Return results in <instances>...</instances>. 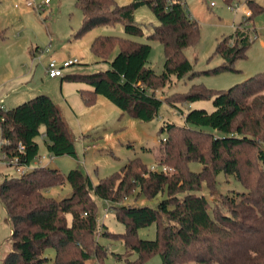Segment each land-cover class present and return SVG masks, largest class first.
<instances>
[{
	"label": "trees",
	"instance_id": "16d2710c",
	"mask_svg": "<svg viewBox=\"0 0 264 264\" xmlns=\"http://www.w3.org/2000/svg\"><path fill=\"white\" fill-rule=\"evenodd\" d=\"M145 3L159 21L149 38L164 46L162 73L147 65L150 43L98 35L91 46L97 56L108 60L119 48L110 67L94 73L65 74L62 80H80L92 86L81 90L88 105L104 95L143 121L158 117L163 102L180 108L211 99L213 110L193 108L184 114V125L165 122L161 127L168 131V137L163 139L164 156L159 165L166 164L171 170H151L137 157L94 183L79 168L65 174L35 164L40 151L38 138L53 156H77L71 129L51 95L38 94L16 106L0 107L1 152L18 172L6 175L0 186L12 242L4 264H45L49 247L55 250L54 264H87L93 258L101 263L107 248L97 237L105 224L99 222L94 196L113 204L116 219L125 225L123 233H103L124 240L127 252L120 258H126L128 264H142L157 253L163 264H264V71L228 89L197 83L187 92L158 97L157 90L167 86L173 74L184 79L199 72L185 54V49L199 40V22L187 4L180 2L169 8L166 0H133L126 5L115 0H77L83 22L76 36L94 26L119 22L127 32L142 35L134 13ZM248 3L251 15L218 42L216 53L227 62L205 73L233 70L234 62L246 57L252 37L250 26L245 24L264 10L254 0ZM3 38L0 29V40ZM191 162L201 163L202 169L192 170ZM19 168L25 169L21 173ZM222 172L233 176L244 190L224 194L213 205L203 189L215 194ZM66 182L73 189L70 196L57 199L48 195L52 187ZM137 188L149 199L159 194L164 198L157 207L123 204ZM152 224L156 225V237L141 238L139 229ZM131 253L137 254L133 260Z\"/></svg>",
	"mask_w": 264,
	"mask_h": 264
},
{
	"label": "rangeland",
	"instance_id": "374dc122",
	"mask_svg": "<svg viewBox=\"0 0 264 264\" xmlns=\"http://www.w3.org/2000/svg\"><path fill=\"white\" fill-rule=\"evenodd\" d=\"M115 1L117 4L126 5L133 0ZM254 1L264 6V0ZM16 3L20 6L16 7ZM231 5L237 7L232 8ZM187 6L199 22L200 37L195 44L185 49V54L193 64L194 70L199 72L184 79H179L173 74L171 82L157 90L158 97L165 98L172 93L187 92L197 83L214 89H228L264 71V10L255 14L249 24H245L247 27L250 26L252 37L246 57L237 59L233 64V70L209 74L204 71L227 62L222 55L216 53L218 42L233 34L238 24L247 16L246 12L251 9L248 0H232L231 4L225 0H187ZM134 16L137 24L143 29L142 35L127 32L125 26L119 22L113 25L94 26L83 35L76 36L83 22V13L77 5V0H50L45 9L40 11L27 7L24 0H0V29L4 32V38L0 40V106L10 108L38 94H49L59 104L73 134L76 157L53 156L42 139L38 138L40 142L38 158L42 159L43 164L57 168L65 174L71 169L79 168L88 174L94 183L120 170L133 158L140 157L151 168L152 165H159L164 156L163 139L168 137V131H162L161 127L165 122L184 125V114L188 110L193 108L213 110L211 99L186 103L180 108L163 102L158 117L151 121H143L124 112L104 95H99L96 103L88 105L81 90L90 89L92 86L84 81L68 79L61 84V77L54 80L46 73L45 68L51 58L58 62L66 59L77 60L64 69V74L94 73L108 69L119 48L113 50L108 60L97 56L91 46L98 35H118L150 43L152 49L147 65L156 73H162L165 62L164 46L159 40L149 38L154 27L159 24L158 18L147 3L138 7ZM89 146L91 148L87 149ZM44 156L48 158H43ZM190 166L194 171L202 169L199 162H191ZM160 167L172 169L166 164ZM17 173L16 168L8 164L1 152L0 128V186L6 175L12 176ZM217 179L215 194H211L207 187L203 189L213 205L215 201L221 200L224 194L244 190L233 176L222 172ZM72 191L71 184L66 182L62 186L52 187L48 195L62 199L70 196ZM94 198L98 204L99 222L105 224L97 240L107 248V255L101 263L93 258L87 264H128L126 258H120L127 252L124 240L103 233L104 230L112 234L123 233L125 225L116 219L111 209L113 204L110 203L109 212L106 213V201L96 196ZM163 198L164 195L159 194L149 199L140 193V188H137L122 203L157 207ZM138 234L143 239H154L156 225L140 228ZM10 235L7 210L0 198V264H4L5 255L12 247ZM45 255L49 257L45 264H54L55 250L52 247L46 249ZM129 257L133 260L137 254L131 253ZM142 264L163 262L157 253Z\"/></svg>",
	"mask_w": 264,
	"mask_h": 264
},
{
	"label": "built area",
	"instance_id": "2783aa9c",
	"mask_svg": "<svg viewBox=\"0 0 264 264\" xmlns=\"http://www.w3.org/2000/svg\"><path fill=\"white\" fill-rule=\"evenodd\" d=\"M25 1V5L29 8H33V9H36V10H43L45 9V6L48 5V3L50 2V0H41V1H38V0H24ZM154 1V0H153ZM175 2H180L182 4H187V0H166V5L167 7L170 8V6L175 3ZM16 7H19L20 4L19 3H16L15 4ZM232 8H236L237 6H233L231 5ZM247 16H250L251 15V10H248L246 12ZM244 17V19L246 18ZM246 24H249V22H247ZM77 60H72V59H66L64 60L63 62H58L55 58H51L46 66V73L54 78V77H62L64 76V69L70 65H72L73 63H75ZM0 107H3V105H1ZM91 148L90 146L87 148L89 149ZM43 158H48L46 156H44ZM53 159V158H51ZM35 164L37 165H43V161L42 159L40 158H36L35 160ZM25 168H19L18 171L19 172H23ZM151 170H166L167 168L166 167H160V165H152ZM107 204V207L105 208L106 210V213L109 212V206H110V202H106Z\"/></svg>",
	"mask_w": 264,
	"mask_h": 264
},
{
	"label": "crops",
	"instance_id": "0c3cea01",
	"mask_svg": "<svg viewBox=\"0 0 264 264\" xmlns=\"http://www.w3.org/2000/svg\"><path fill=\"white\" fill-rule=\"evenodd\" d=\"M192 14V13H191ZM193 15V14H192ZM193 17H195V16H193ZM32 69V68H31ZM45 70H46V68H45ZM58 77H54L53 79L55 80V79H57ZM61 80H62V77H61ZM63 82V80L61 81V84H63L62 83ZM20 87V86H19ZM19 87L17 88V89H19Z\"/></svg>",
	"mask_w": 264,
	"mask_h": 264
}]
</instances>
